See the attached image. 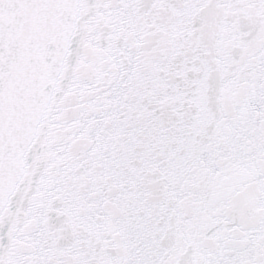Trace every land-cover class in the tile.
Wrapping results in <instances>:
<instances>
[{
  "label": "snow or ice",
  "instance_id": "obj_1",
  "mask_svg": "<svg viewBox=\"0 0 264 264\" xmlns=\"http://www.w3.org/2000/svg\"><path fill=\"white\" fill-rule=\"evenodd\" d=\"M0 264H264V0H0Z\"/></svg>",
  "mask_w": 264,
  "mask_h": 264
}]
</instances>
